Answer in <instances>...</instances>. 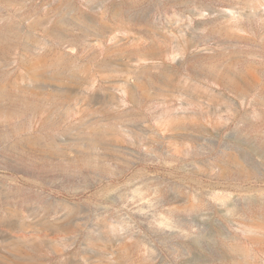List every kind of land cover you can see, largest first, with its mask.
<instances>
[{
	"label": "rangeland",
	"instance_id": "374dc122",
	"mask_svg": "<svg viewBox=\"0 0 264 264\" xmlns=\"http://www.w3.org/2000/svg\"><path fill=\"white\" fill-rule=\"evenodd\" d=\"M0 37V264H264V0H0Z\"/></svg>",
	"mask_w": 264,
	"mask_h": 264
},
{
	"label": "bare ground",
	"instance_id": "6f19581e",
	"mask_svg": "<svg viewBox=\"0 0 264 264\" xmlns=\"http://www.w3.org/2000/svg\"><path fill=\"white\" fill-rule=\"evenodd\" d=\"M0 39H2L1 37H0ZM115 94V93H114ZM114 94H113V96H114ZM125 103V102H124ZM123 103V104H124ZM27 108H28V110L29 111H38V108H36V107H30V106H27ZM26 109V108H25ZM13 137H15V135L13 136ZM28 140V142H29V144H32V145H34V146H37L38 147V149H40V152L41 153H43V155H47V154H49L51 151H53L54 150V147H55V145H56V141L54 140V141H51V142H49V143H43V141H42V139L40 138V137H35V138H33V137H25V138H21V139H14L13 141H12V143L14 144V145H22L23 143H24V141L26 142ZM43 143V144H42ZM10 150V149H9ZM57 152V151H56ZM55 152V153H56ZM42 155V154H41ZM43 157H45V156H43Z\"/></svg>",
	"mask_w": 264,
	"mask_h": 264
}]
</instances>
